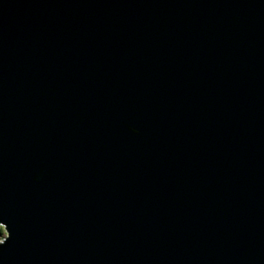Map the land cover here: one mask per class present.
Segmentation results:
<instances>
[{
  "label": "water",
  "instance_id": "obj_1",
  "mask_svg": "<svg viewBox=\"0 0 264 264\" xmlns=\"http://www.w3.org/2000/svg\"><path fill=\"white\" fill-rule=\"evenodd\" d=\"M0 264H264V0H0Z\"/></svg>",
  "mask_w": 264,
  "mask_h": 264
},
{
  "label": "trees",
  "instance_id": "obj_2",
  "mask_svg": "<svg viewBox=\"0 0 264 264\" xmlns=\"http://www.w3.org/2000/svg\"><path fill=\"white\" fill-rule=\"evenodd\" d=\"M1 231L4 233L5 232V230H4V228L3 227H1Z\"/></svg>",
  "mask_w": 264,
  "mask_h": 264
}]
</instances>
